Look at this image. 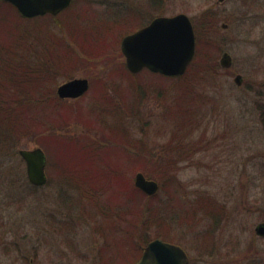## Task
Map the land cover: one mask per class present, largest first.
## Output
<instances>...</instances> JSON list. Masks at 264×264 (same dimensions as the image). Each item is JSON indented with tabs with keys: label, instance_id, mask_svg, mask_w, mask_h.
Here are the masks:
<instances>
[{
	"label": "rangeland",
	"instance_id": "rangeland-1",
	"mask_svg": "<svg viewBox=\"0 0 264 264\" xmlns=\"http://www.w3.org/2000/svg\"><path fill=\"white\" fill-rule=\"evenodd\" d=\"M153 2L76 0L69 7L68 14L76 11L67 17L87 30V38L91 5L97 14L122 20L141 8H149L150 17L183 12L194 27L196 66H188L182 78L189 79L181 81L154 72L136 76L96 57L71 69L60 62L64 73L46 82L56 97L67 75L87 77L89 88L61 102L44 96L23 115L22 130L0 141V264H134L167 227L137 226L138 208L168 202L174 216L186 214L168 221L161 234L186 251L189 264H264V236L254 231L264 222V0ZM7 31L0 30V43ZM82 38L71 33L77 55ZM86 51L80 53L96 55ZM224 51L232 58L227 68L219 65ZM25 91L18 97L37 98ZM36 146L46 154L47 181L40 186L29 182L18 153ZM146 146L156 159L138 155ZM160 160L167 168L154 165L156 197L137 202L135 173ZM142 228L150 238L145 244Z\"/></svg>",
	"mask_w": 264,
	"mask_h": 264
},
{
	"label": "trees",
	"instance_id": "trees-1",
	"mask_svg": "<svg viewBox=\"0 0 264 264\" xmlns=\"http://www.w3.org/2000/svg\"><path fill=\"white\" fill-rule=\"evenodd\" d=\"M68 10L69 7L61 12L67 13L65 14L66 18L64 17L65 21L63 20L64 18L59 19L58 15L52 16L49 14L24 17L11 3L5 0H0V30H8L4 42L0 43V141L6 142L12 140L14 138L13 134H16L20 129L22 130V126L24 125L22 122L23 115L26 114V112H30L33 105H35L34 108H38L42 104L41 99L43 100L44 96L49 95L52 99L60 102L64 100L60 99L58 96L56 97L54 90L48 89L49 86L46 85V82L53 81V79L55 81V77L58 74L64 73V70H66L65 66L58 69L60 62H69L68 67L71 69L76 62H93L96 61L94 58L96 57L101 59L99 60L101 62L108 60L109 62H114V65L116 67L119 66L121 70H127L125 69V65L119 52L118 42L113 40V37L108 31L96 32L94 35L90 34L89 38H87L85 36L87 31H85L84 28L81 30V26L75 23V21L71 19V16L67 17V15H73V12L76 10L74 8H72V10L70 9L69 14ZM76 15L80 18L82 13L76 12ZM20 20H26L28 22L24 23ZM51 22L56 23V26L59 27L58 30H61L60 34L56 32L58 30H54L48 26ZM71 33H77L79 36L81 35L85 37L78 40L81 48V50L79 49L80 52H88L86 51L87 48L94 50L96 55H84L81 54L82 52L80 53L78 51L79 54H75V50H72L73 43L70 41ZM32 34H34L35 37H32ZM199 46V36H197V53L200 52ZM73 54L77 57L72 56ZM59 56H61L63 60H61ZM201 56L203 57L204 54L202 53ZM198 62L197 66L200 67L202 60L200 59ZM50 64L54 66V68L57 67V69L55 70ZM190 65L189 68H195V59L192 60ZM111 67H113V64ZM50 68H52V71ZM143 72L147 73L148 71L144 70L135 75L138 76ZM192 76L195 78V74ZM164 77H174L181 81L189 79L187 77L182 78V75ZM67 78H71V75H67ZM43 81L45 83H42ZM42 84H44V90L47 89V91L43 92ZM9 85L13 87L10 88ZM26 89H30L34 94L37 93V98L33 101H30L28 98V102H26V99L23 100L18 97L22 92L25 93ZM40 94L42 95V98ZM261 123L264 126L263 117ZM49 132L53 134V130ZM52 136L55 139V135ZM146 148V150L141 148L138 155L145 153L146 157L152 160L156 159L157 156H155L152 149L147 146ZM136 153L133 154L137 155ZM166 164V161L160 160L158 163L155 161L152 166H149L148 164V166L143 167L141 171L147 178L154 179V167L156 166L159 171H162L166 170ZM136 196L138 197L137 202L138 200L139 202L141 200L142 202H147L156 197L155 194L147 195L139 188L136 192ZM163 204L164 207L162 206ZM163 204L156 206L152 210L141 208L140 211L138 208L139 218L137 226L146 227L151 223L160 229L162 227L161 225H165V223L168 227V221H171L173 218H183L186 214V209H184L182 210L184 212L180 211V213L178 212V215L174 216V214L168 211L169 202ZM204 205L208 206L207 204ZM164 208L166 209L165 211ZM169 214H172L173 216L169 217ZM164 228L158 230L157 235L155 236L161 239H166V236L161 234L167 231V229ZM147 233L148 232H145L142 228V231L139 234V239L142 244H145L150 239ZM140 254L141 251L139 252V256Z\"/></svg>",
	"mask_w": 264,
	"mask_h": 264
},
{
	"label": "water",
	"instance_id": "water-1",
	"mask_svg": "<svg viewBox=\"0 0 264 264\" xmlns=\"http://www.w3.org/2000/svg\"><path fill=\"white\" fill-rule=\"evenodd\" d=\"M6 1L15 6L21 15L33 17L46 13L56 15L71 0ZM195 48L194 27L189 16L183 12L157 16L147 25L124 35L120 41L125 67L130 73L147 68L165 76L181 75L191 63ZM231 63V55L224 51L219 65L227 68ZM233 80L240 84L242 75L236 74ZM88 87V78L73 77L59 84L56 94L59 98H76L84 94ZM18 153L25 161L29 182L36 186L43 185L47 180L44 150L36 146L19 148ZM134 185L147 195L155 194L159 187L155 179L147 178L141 171L135 173ZM254 231L257 235L264 236V222H259ZM134 264H189V257L180 245L161 238H152L143 246L141 255Z\"/></svg>",
	"mask_w": 264,
	"mask_h": 264
},
{
	"label": "flooded vegetation",
	"instance_id": "flooded-vegetation-1",
	"mask_svg": "<svg viewBox=\"0 0 264 264\" xmlns=\"http://www.w3.org/2000/svg\"><path fill=\"white\" fill-rule=\"evenodd\" d=\"M75 1L76 0H71L69 5L66 8H68V7L72 6V5L74 6L75 5ZM152 2H153V0H152ZM66 8H64L63 10H65ZM147 9L148 10H145V11H143L144 9H142V8L141 9H137V10H133L130 13V15H128L124 20H122L121 17H118V19H116V18L112 19L110 17H106L105 15L102 16L103 14H106V13L97 14L96 11L94 10V8H92V5H91V6L86 8V13L85 14L87 15V17H85L84 23L87 26V28H88V30H89L91 35H92V32H93V35H94L96 32L108 31V33L113 37V40L118 42L119 52L121 54V58H122L123 63H124V56H123V54H122V52L120 50V41H121L122 37L124 35H126V34L134 32V31L140 29L141 27L147 25L155 17L164 15V14L161 13V14H158V15L150 17L152 14L150 13L149 8H147ZM63 10H61L56 15L60 14ZM46 14H49V13H46ZM46 14H43V15H46ZM49 15H52V14H49ZM56 15H52V16H56ZM37 16H39V15H37ZM40 16H42V15H40ZM126 24H128V27H129L128 28V32L124 33L120 37V35L117 33V28L120 31V29H122L124 26H126ZM118 37H119V39H118ZM124 65H125V63H124ZM144 70H147L148 72L153 73L152 71L148 70L147 68H142L140 71H138L136 73H130L128 70L127 71L130 74H137V73H140V72H142ZM88 81H89V79H88ZM66 99H70V98H66Z\"/></svg>",
	"mask_w": 264,
	"mask_h": 264
}]
</instances>
